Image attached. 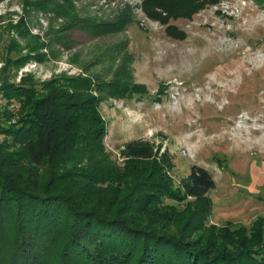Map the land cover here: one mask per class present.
Listing matches in <instances>:
<instances>
[{
	"label": "rangeland",
	"instance_id": "374dc122",
	"mask_svg": "<svg viewBox=\"0 0 264 264\" xmlns=\"http://www.w3.org/2000/svg\"><path fill=\"white\" fill-rule=\"evenodd\" d=\"M144 3L0 0V83L29 74L38 84L84 76L93 85L119 78L121 87H143L129 98L106 91L99 106L106 146L125 172L122 144L137 139L154 145L158 162L161 156L173 162L172 168L165 163V171L174 185L192 164L211 171L213 207L203 229L192 234L204 248L212 226L252 228L264 222V0H220L167 22L151 17ZM95 20H119L120 27L93 35L85 25ZM168 24L176 27L169 33ZM5 103L1 97L0 105ZM8 110L22 111V105ZM135 172L129 185H120L116 172L94 184L96 195L118 193L111 203L118 208ZM181 201L175 232L198 204ZM56 253L54 248L48 264H56Z\"/></svg>",
	"mask_w": 264,
	"mask_h": 264
},
{
	"label": "trees",
	"instance_id": "16d2710c",
	"mask_svg": "<svg viewBox=\"0 0 264 264\" xmlns=\"http://www.w3.org/2000/svg\"><path fill=\"white\" fill-rule=\"evenodd\" d=\"M144 2L151 17L167 22L220 0ZM119 25L95 20L85 29L98 35ZM116 79L93 85L91 77L70 76L38 84L28 74L0 83V98L6 99L0 105V264H48L54 248L56 264H264V222L252 228L212 226L204 248L192 240L213 207L209 193L216 181L204 166L192 164L174 185L165 171V163L172 168L173 162L161 155L158 162L155 146L135 139L119 147L127 168H117L105 143L100 103L107 92L129 98L144 88H124ZM14 103L22 111L8 110ZM135 170L118 208L111 207L118 193L96 195L94 184L116 172L117 182L129 185ZM187 199L198 200L197 207L175 232L178 202Z\"/></svg>",
	"mask_w": 264,
	"mask_h": 264
}]
</instances>
